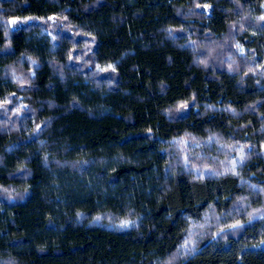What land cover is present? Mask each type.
Segmentation results:
<instances>
[{
  "label": "trees",
  "instance_id": "16d2710c",
  "mask_svg": "<svg viewBox=\"0 0 264 264\" xmlns=\"http://www.w3.org/2000/svg\"><path fill=\"white\" fill-rule=\"evenodd\" d=\"M0 264H264V0H0Z\"/></svg>",
  "mask_w": 264,
  "mask_h": 264
},
{
  "label": "rangeland",
  "instance_id": "374dc122",
  "mask_svg": "<svg viewBox=\"0 0 264 264\" xmlns=\"http://www.w3.org/2000/svg\"><path fill=\"white\" fill-rule=\"evenodd\" d=\"M210 42V41H209ZM206 49H208V48H206Z\"/></svg>",
  "mask_w": 264,
  "mask_h": 264
}]
</instances>
